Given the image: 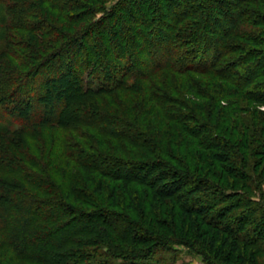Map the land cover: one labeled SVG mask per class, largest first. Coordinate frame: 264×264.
Returning <instances> with one entry per match:
<instances>
[{
  "label": "trees",
  "instance_id": "obj_1",
  "mask_svg": "<svg viewBox=\"0 0 264 264\" xmlns=\"http://www.w3.org/2000/svg\"><path fill=\"white\" fill-rule=\"evenodd\" d=\"M110 1L0 0V264H262L264 0Z\"/></svg>",
  "mask_w": 264,
  "mask_h": 264
},
{
  "label": "rangeland",
  "instance_id": "obj_2",
  "mask_svg": "<svg viewBox=\"0 0 264 264\" xmlns=\"http://www.w3.org/2000/svg\"><path fill=\"white\" fill-rule=\"evenodd\" d=\"M118 0H111L108 2V7L114 5ZM258 15L264 16V7L257 9ZM261 17L264 19V17ZM69 91H65L64 97L70 96ZM258 112L264 113V105L262 106H254ZM247 114L245 112L241 113L242 117H246ZM260 159V158H259ZM264 160V158H263ZM261 161V160H260ZM254 177V183L255 186L258 184V174L251 173ZM261 185V186H260ZM260 187L257 190L256 194L253 196V200L257 202H262L264 204V180L261 181ZM241 194L244 192H240ZM238 199V198H237ZM250 227V225L248 226ZM261 243L264 245V240H260ZM171 250L163 251L160 255H157L154 257L151 261L152 264H220L218 259L214 260H205V258L200 255L199 253H196L195 251L191 250L190 248L181 246V245H174L170 248ZM254 251V250H253ZM254 253V252H253ZM257 253V252H256ZM255 253V254H256ZM256 259L259 260L262 264H264V254H256ZM237 263V262H236Z\"/></svg>",
  "mask_w": 264,
  "mask_h": 264
}]
</instances>
